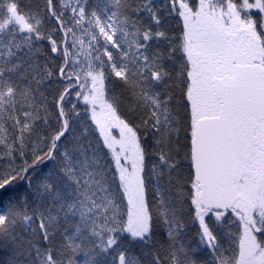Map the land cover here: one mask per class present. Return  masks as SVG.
<instances>
[{"label": "snow or ice", "instance_id": "obj_1", "mask_svg": "<svg viewBox=\"0 0 264 264\" xmlns=\"http://www.w3.org/2000/svg\"><path fill=\"white\" fill-rule=\"evenodd\" d=\"M0 264H264V0H0Z\"/></svg>", "mask_w": 264, "mask_h": 264}]
</instances>
